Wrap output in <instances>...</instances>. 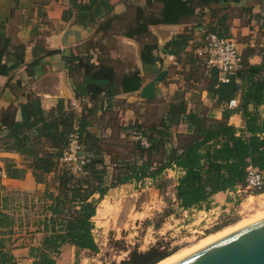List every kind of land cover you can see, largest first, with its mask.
I'll use <instances>...</instances> for the list:
<instances>
[{"label": "crops", "instance_id": "crops-1", "mask_svg": "<svg viewBox=\"0 0 264 264\" xmlns=\"http://www.w3.org/2000/svg\"><path fill=\"white\" fill-rule=\"evenodd\" d=\"M108 1L111 14L117 16L127 15L134 7L146 6V0ZM212 8L187 24L150 27L157 47L152 53L153 63L144 65L137 41L116 34H95L96 24H78L71 0H0V40L8 42L1 65L9 69L7 74L0 73V258L5 255L11 264L38 261L47 237L43 222L49 216V196L71 197V192L64 189V168L58 160V139L63 129L55 118L59 111L72 110L71 104L77 100H82L75 112L82 113V153L87 160L86 177L80 185L92 192L89 201L97 203L92 235L98 251H81L73 244L64 243L51 256L54 264L93 261V255L101 250L99 241L123 239L125 232L146 219V211L159 206L157 200L149 203L151 207L146 208L143 201L141 205V193L147 190L154 198L158 180L173 181L176 186L182 175L181 170L171 168L154 179L120 183L124 167L131 159L138 166L143 163L138 156H130L132 144L127 126L140 125L144 130L151 125L159 127L170 107L183 105L186 114L196 112L216 121H222L226 113L229 125L243 129L240 95L232 99L237 101L235 108H229V103H217L207 90L202 68L191 65L188 56H195L194 44L202 37V30L221 25L223 38L235 43L241 56L247 57L248 66H259L264 52V0ZM185 33L191 38L176 55L169 44ZM99 39L108 47L105 55L93 47ZM109 42L118 48L110 47ZM71 56H91L93 64L103 58L113 60L118 75L137 70L142 85L135 92H119L100 102L88 95H77L74 82L80 83L82 76L76 74L73 78L69 73L67 59ZM127 57H132V63L126 62ZM17 62L19 65L10 71ZM236 82L240 83L238 79ZM33 102L40 108V120L37 125L22 129L20 136L28 138L19 146L12 124L22 123L23 108L33 110ZM257 112L264 117V104ZM182 118L180 115L178 123L170 128L173 147L177 145V134H187ZM48 122L52 124L50 129L43 130ZM101 191H104L102 195ZM225 195L224 192L215 194L210 203H222ZM13 202L29 203V210H12ZM183 213L190 214L192 210Z\"/></svg>", "mask_w": 264, "mask_h": 264}, {"label": "trees", "instance_id": "trees-1", "mask_svg": "<svg viewBox=\"0 0 264 264\" xmlns=\"http://www.w3.org/2000/svg\"><path fill=\"white\" fill-rule=\"evenodd\" d=\"M243 1L247 0H146L144 8L134 7L123 16L111 14L112 6L108 0H71V4L77 11L78 24H96L95 34L102 36L116 34L137 41L141 46L142 63L150 65L153 63L152 53L157 47L149 31L150 27L187 24L198 18L206 9L212 10V7L229 6ZM214 15L216 13L213 11ZM220 26L210 27L206 33L223 38L224 31ZM188 33L177 36L169 44L176 55L180 54L191 38ZM100 40L102 39L93 47L105 55L104 51L108 50V47L103 46ZM7 48L8 42L0 40L1 74L9 72L5 65H1ZM188 58L189 63L196 69L202 68L207 90L217 103L227 104L240 95L243 129L237 130L229 125L226 113L223 114L222 121H216L196 112L186 114L183 105L172 109L170 107L167 118L159 127L151 125L145 130L140 125L126 127L127 130H135L144 136L149 147L142 148L128 134L132 144L130 156H138L143 163L138 166L131 159L124 167L123 178L119 180L121 183L132 179L139 181L144 178L154 179L166 169L177 168L182 171V175L177 180L174 192L176 205L181 210L201 208L207 205L215 194L243 187L248 166H254L264 173V117L261 118L257 112L258 107L264 104V52L261 64L255 67H249L246 63L247 57L241 56V68L235 73L228 74V81L225 83L219 80L216 69H205L202 61L194 55ZM18 65L19 62L15 63L10 71ZM67 65L73 78L76 74L82 76L80 83L74 82L75 93L88 95L96 102L102 101L103 98H111L119 92H135L142 85L137 70L118 75L115 62L108 58L100 59L97 64H93L91 56L85 58L71 56L67 59ZM237 79L240 83L236 82ZM250 107L253 109L249 110ZM32 108L33 110L29 111L25 106L22 111V123L12 124L15 142L19 146L23 145L24 138H28L20 136L22 129L37 125L40 120V108L36 102L32 103ZM180 115H183L182 121L187 125V134H177V145L173 147L170 128L178 123ZM31 119L33 122H30ZM82 120V113L76 114L74 110L59 111L55 118L63 129L58 139L59 162L74 124L78 127L79 141L83 147ZM51 125L50 122L44 124L43 130H49ZM63 168L64 189L71 192V197L49 196L50 204L47 207L49 216H45L43 222L47 237L42 250L39 251V260L34 264H54L51 256L57 254L64 243L73 244L81 251L88 250L93 253L98 251L92 235V218L95 216L97 203L89 201L92 192L83 190L80 185L86 177L87 160L85 159L83 165L82 176H74L65 165ZM160 186L156 184L155 187L158 189ZM103 193L104 191H101L100 195ZM169 256L168 252L153 247L146 252H131L128 259L121 264H157ZM10 262L5 255L1 256L0 264H11Z\"/></svg>", "mask_w": 264, "mask_h": 264}, {"label": "rangeland", "instance_id": "rangeland-1", "mask_svg": "<svg viewBox=\"0 0 264 264\" xmlns=\"http://www.w3.org/2000/svg\"><path fill=\"white\" fill-rule=\"evenodd\" d=\"M109 43L110 47L118 48L113 42ZM131 59L132 57L125 58L126 62H129L128 64L132 63ZM156 184L161 186L158 188V192L155 193L154 198L145 190L139 196V201L141 205L142 201L145 202L147 208L150 202L153 203L154 200H157L159 206L146 211V219L142 220L139 226L136 224L128 232H125L123 239L115 241L110 238L108 241H99L100 252L98 255H93L94 260L89 261L87 264H121L128 259L131 252H146L153 247H159L161 250L168 252L170 256L167 258L184 253L188 254L194 248L196 249L205 244L206 241H212L223 235V233L247 225L264 216V196L235 203L234 199L238 200L237 196L233 193L230 194V192H224L226 195L222 203L211 204L209 202L201 208L222 206L226 210L222 216L228 219V223L224 227L211 232L207 230L200 234L203 217L193 216L192 213L184 214V210L177 207L174 192L175 183L162 179L158 180ZM140 189H143V187ZM11 206L12 210H21L22 208H28L29 210V203L16 204L13 202Z\"/></svg>", "mask_w": 264, "mask_h": 264}, {"label": "built area", "instance_id": "built-area-1", "mask_svg": "<svg viewBox=\"0 0 264 264\" xmlns=\"http://www.w3.org/2000/svg\"><path fill=\"white\" fill-rule=\"evenodd\" d=\"M202 37L195 41L194 53L199 58L205 69H216L220 75V81L227 82V75L237 72L241 68V55L231 39L219 38L214 34L206 33L202 30ZM79 99L72 103V110L77 112L82 103ZM229 108L237 107V101L232 100L228 104ZM78 127L73 125L72 131L69 134L68 142L63 150L60 162L74 176H82L85 157L82 153V144L79 141ZM130 138L138 142L142 148H148L147 139L135 130L128 131ZM246 179L243 187H238L234 191H228L230 194H235L238 200L234 199L235 203H241L242 200L250 198H259L264 196V173L254 166H248L245 170ZM243 196V197H242ZM192 214L203 217V225L200 227V234L209 230V232L224 227L228 223V219L223 217L226 211L222 206L213 208H194L191 209Z\"/></svg>", "mask_w": 264, "mask_h": 264}, {"label": "water", "instance_id": "water-1", "mask_svg": "<svg viewBox=\"0 0 264 264\" xmlns=\"http://www.w3.org/2000/svg\"><path fill=\"white\" fill-rule=\"evenodd\" d=\"M172 264H264V218Z\"/></svg>", "mask_w": 264, "mask_h": 264}, {"label": "bare ground", "instance_id": "bare-ground-1", "mask_svg": "<svg viewBox=\"0 0 264 264\" xmlns=\"http://www.w3.org/2000/svg\"><path fill=\"white\" fill-rule=\"evenodd\" d=\"M262 218H264V216L262 217ZM261 218V219H262ZM258 220H260V219H258L257 218V220L255 219V221H253V222H256V221H258ZM253 222H251V223H253ZM249 223V222H248ZM251 223H249V224H251ZM249 224H247V225H249ZM247 225H244V226H241V227H238V228H236V229H234V230H231V231H228V232H226V233H223V235H220V236H218V237H216L215 239H211L212 241H210V240H208V241H206V243L205 244H203V245H201V246H199L198 248H194V250H192L190 253H184V254H181V255H179V256H172L171 258H167V259H165V260H163V261H160L159 263H157V264H172V263H174V262H176V261H178V260H180L181 258H183V257H185V256H187V255H189V254H191V253H193V252H195L196 250H198V249H200V248H202V247H204V246H206V245H208V244H210V243H212V242H214V241H216L217 239H219V238H221V237H223V236H226V235H228V234H230V233H232V232H234V231H236V230H238V229H241V228H243V227H245V226H247ZM210 241V242H209ZM178 255V254H177Z\"/></svg>", "mask_w": 264, "mask_h": 264}]
</instances>
